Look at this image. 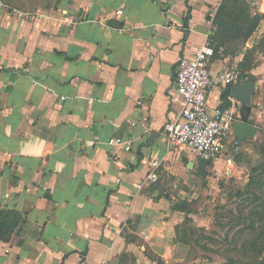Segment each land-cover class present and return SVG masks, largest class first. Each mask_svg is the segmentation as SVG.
<instances>
[{"label": "crops", "instance_id": "crops-1", "mask_svg": "<svg viewBox=\"0 0 264 264\" xmlns=\"http://www.w3.org/2000/svg\"><path fill=\"white\" fill-rule=\"evenodd\" d=\"M224 1L0 0V213L17 219L0 264L177 260L169 193L198 158L164 134L180 109L176 59L211 44V74L239 66L235 84L207 96L235 112L227 148L251 134L264 75V0H239L259 17L246 39ZM240 122L251 128L238 139Z\"/></svg>", "mask_w": 264, "mask_h": 264}, {"label": "rangeland", "instance_id": "rangeland-1", "mask_svg": "<svg viewBox=\"0 0 264 264\" xmlns=\"http://www.w3.org/2000/svg\"><path fill=\"white\" fill-rule=\"evenodd\" d=\"M260 47L262 52L264 42ZM259 76L261 83L252 105L253 130L249 137L238 143L237 152L231 146L215 159L194 160L196 171L189 168V179L181 178L177 188L169 193L173 196V211L182 217L175 227L178 258L173 264H223L230 259L243 263L249 260L248 243H258L254 235L261 229L250 232L245 226L253 218L256 221L250 208L256 211L259 207L234 192L244 189L253 167L264 169V75ZM259 240L264 246V236ZM152 260L163 264L156 256Z\"/></svg>", "mask_w": 264, "mask_h": 264}, {"label": "built area", "instance_id": "built-area-1", "mask_svg": "<svg viewBox=\"0 0 264 264\" xmlns=\"http://www.w3.org/2000/svg\"><path fill=\"white\" fill-rule=\"evenodd\" d=\"M218 51H223L218 47ZM215 56L211 44H204L191 56L180 55L176 59L174 86L180 109L176 117L164 124L167 143L172 148L191 150L203 161L217 158L228 144L229 131L235 121L232 107H209L207 96L212 88L226 87L240 79L237 64H232L214 74L210 72V62ZM111 147L130 150V143L120 138L108 140ZM238 146L235 140L231 144ZM160 161L154 159L149 164L146 181L154 183L158 179L157 168Z\"/></svg>", "mask_w": 264, "mask_h": 264}, {"label": "trees", "instance_id": "trees-1", "mask_svg": "<svg viewBox=\"0 0 264 264\" xmlns=\"http://www.w3.org/2000/svg\"><path fill=\"white\" fill-rule=\"evenodd\" d=\"M224 2V5L231 3L232 8L238 6L237 10L228 9L226 17L228 19H235L236 22H238L237 25H233L231 28H237L239 33L243 35V38L246 39L255 29L259 17L250 18L248 13H246V9H244L245 4L243 5L239 0H225ZM226 26L227 22H224L223 20V22L221 21L220 25H218V29L226 28ZM243 29L245 31H243ZM207 163H202V166L207 165ZM234 194L239 197H245L250 204L259 207V210L256 211H253V208H250V214L251 216H256V221L253 220V218L246 224L245 228L250 232H255L257 229H261V231L254 235L256 240H258V243H248V247L251 248V252L247 250V252H249V260L239 263L230 259L223 264H264V246L259 240L261 236H264V234L261 233L264 232V169H261L260 166L253 167L244 189L235 190ZM15 215L16 213L12 211L0 213V241L9 240L10 234L17 223ZM240 219L241 217L238 218V221ZM257 222L259 225L256 226ZM252 243H254V248L252 247Z\"/></svg>", "mask_w": 264, "mask_h": 264}, {"label": "water", "instance_id": "water-1", "mask_svg": "<svg viewBox=\"0 0 264 264\" xmlns=\"http://www.w3.org/2000/svg\"><path fill=\"white\" fill-rule=\"evenodd\" d=\"M236 127L238 131V139L242 138V136L251 128V126L243 122L237 123ZM237 142L239 141L237 140Z\"/></svg>", "mask_w": 264, "mask_h": 264}]
</instances>
